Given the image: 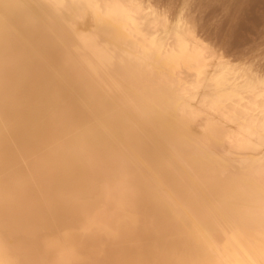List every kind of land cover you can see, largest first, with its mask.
Wrapping results in <instances>:
<instances>
[{"label":"bare ground","instance_id":"1","mask_svg":"<svg viewBox=\"0 0 264 264\" xmlns=\"http://www.w3.org/2000/svg\"><path fill=\"white\" fill-rule=\"evenodd\" d=\"M0 264H264V0H0Z\"/></svg>","mask_w":264,"mask_h":264}]
</instances>
